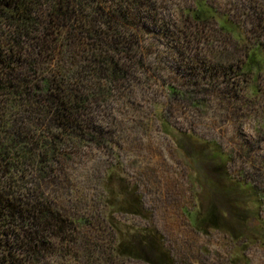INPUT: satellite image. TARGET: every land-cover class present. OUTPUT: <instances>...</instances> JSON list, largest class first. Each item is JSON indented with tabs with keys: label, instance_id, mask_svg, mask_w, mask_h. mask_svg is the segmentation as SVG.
Wrapping results in <instances>:
<instances>
[{
	"label": "rangeland",
	"instance_id": "374dc122",
	"mask_svg": "<svg viewBox=\"0 0 264 264\" xmlns=\"http://www.w3.org/2000/svg\"><path fill=\"white\" fill-rule=\"evenodd\" d=\"M198 2L157 0L142 18L140 62L88 109L99 140L51 163L43 187L84 220L58 240L51 264H148L115 255L112 217L155 228L174 264H264V58L243 69L250 51L264 52V0H204L215 19L201 20L191 13ZM107 181L128 186L143 215L113 212ZM213 201L224 227L198 223Z\"/></svg>",
	"mask_w": 264,
	"mask_h": 264
},
{
	"label": "trees",
	"instance_id": "16d2710c",
	"mask_svg": "<svg viewBox=\"0 0 264 264\" xmlns=\"http://www.w3.org/2000/svg\"><path fill=\"white\" fill-rule=\"evenodd\" d=\"M156 2L0 0V264H51L58 240L68 241L84 224L63 212L42 181L53 175L51 163L70 156L67 148L99 140L88 109L110 96L140 62L147 28L142 18L153 16ZM192 10L198 20L215 17L204 0ZM219 24L241 38L230 21ZM257 55L264 58L261 49L250 51L243 69H259ZM210 157L225 166L220 151ZM218 176L230 177L225 169ZM105 191L112 210L143 215L128 186L107 181ZM218 208L211 202L198 223L224 227L228 220ZM108 222L118 257L174 264L155 228H132L115 217Z\"/></svg>",
	"mask_w": 264,
	"mask_h": 264
}]
</instances>
